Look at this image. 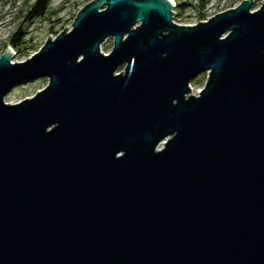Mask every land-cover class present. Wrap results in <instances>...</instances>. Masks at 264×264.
Instances as JSON below:
<instances>
[{"label": "water", "instance_id": "1", "mask_svg": "<svg viewBox=\"0 0 264 264\" xmlns=\"http://www.w3.org/2000/svg\"><path fill=\"white\" fill-rule=\"evenodd\" d=\"M252 5L182 26L169 0H93L25 62L3 52L0 264H264V1Z\"/></svg>", "mask_w": 264, "mask_h": 264}, {"label": "rangeland", "instance_id": "2", "mask_svg": "<svg viewBox=\"0 0 264 264\" xmlns=\"http://www.w3.org/2000/svg\"><path fill=\"white\" fill-rule=\"evenodd\" d=\"M93 0H49L46 15L29 21L28 15L35 0H0V56L10 50L9 42L13 38L19 51L12 52L11 63H22L36 54L47 41L54 40L64 29L69 31L77 13ZM249 0H174L173 22L182 26H194L207 22L219 13L235 9ZM251 13L257 11L264 0H251ZM185 4V5H184ZM16 50V49H14ZM104 55L112 51V39H108L100 49ZM122 68L116 73H121ZM206 73L197 75L189 84L190 94L197 96L205 86ZM48 84L45 78L28 81L12 89L5 97L7 104L15 105L34 97Z\"/></svg>", "mask_w": 264, "mask_h": 264}, {"label": "trees", "instance_id": "3", "mask_svg": "<svg viewBox=\"0 0 264 264\" xmlns=\"http://www.w3.org/2000/svg\"><path fill=\"white\" fill-rule=\"evenodd\" d=\"M48 6H49V0H35V3L32 5L27 19L29 21H33L36 19L43 18L47 13ZM176 7L181 8V6L175 5L174 8ZM9 46L13 51L15 52L19 51L20 44H18L15 39L12 38L10 40Z\"/></svg>", "mask_w": 264, "mask_h": 264}, {"label": "bare ground", "instance_id": "4", "mask_svg": "<svg viewBox=\"0 0 264 264\" xmlns=\"http://www.w3.org/2000/svg\"><path fill=\"white\" fill-rule=\"evenodd\" d=\"M169 1L174 5V0H169ZM10 51L13 52L11 48Z\"/></svg>", "mask_w": 264, "mask_h": 264}, {"label": "built area", "instance_id": "5", "mask_svg": "<svg viewBox=\"0 0 264 264\" xmlns=\"http://www.w3.org/2000/svg\"><path fill=\"white\" fill-rule=\"evenodd\" d=\"M175 7V6H174ZM173 16V18H174V14L172 15Z\"/></svg>", "mask_w": 264, "mask_h": 264}]
</instances>
